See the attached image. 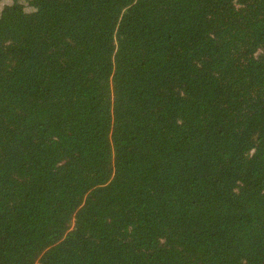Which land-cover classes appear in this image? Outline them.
<instances>
[{
	"label": "trees",
	"instance_id": "obj_1",
	"mask_svg": "<svg viewBox=\"0 0 264 264\" xmlns=\"http://www.w3.org/2000/svg\"><path fill=\"white\" fill-rule=\"evenodd\" d=\"M0 264H264V0H0Z\"/></svg>",
	"mask_w": 264,
	"mask_h": 264
}]
</instances>
